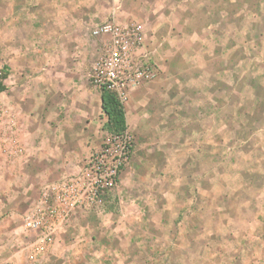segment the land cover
<instances>
[{
	"label": "rangeland",
	"instance_id": "374dc122",
	"mask_svg": "<svg viewBox=\"0 0 264 264\" xmlns=\"http://www.w3.org/2000/svg\"><path fill=\"white\" fill-rule=\"evenodd\" d=\"M110 17L157 72L122 104L131 156L100 208L26 232L111 136L88 77ZM0 84V264H264V0H0Z\"/></svg>",
	"mask_w": 264,
	"mask_h": 264
},
{
	"label": "built area",
	"instance_id": "2783aa9c",
	"mask_svg": "<svg viewBox=\"0 0 264 264\" xmlns=\"http://www.w3.org/2000/svg\"><path fill=\"white\" fill-rule=\"evenodd\" d=\"M90 34L102 43L100 56L88 73L95 89L114 94L124 104L129 92L155 80L157 72L146 47L142 24L121 26L110 17L94 25ZM5 145L16 146L6 136L0 141V154ZM132 150L133 138L127 130L111 135L77 175L41 187L37 201L23 217V229L26 232L52 231L74 210L100 208L117 186L119 173L129 161Z\"/></svg>",
	"mask_w": 264,
	"mask_h": 264
},
{
	"label": "trees",
	"instance_id": "16d2710c",
	"mask_svg": "<svg viewBox=\"0 0 264 264\" xmlns=\"http://www.w3.org/2000/svg\"><path fill=\"white\" fill-rule=\"evenodd\" d=\"M0 91L2 86L0 84ZM101 111L106 118L104 129L111 135H119L127 130V123L123 105L117 100L114 94L100 91Z\"/></svg>",
	"mask_w": 264,
	"mask_h": 264
},
{
	"label": "crops",
	"instance_id": "0c3cea01",
	"mask_svg": "<svg viewBox=\"0 0 264 264\" xmlns=\"http://www.w3.org/2000/svg\"><path fill=\"white\" fill-rule=\"evenodd\" d=\"M133 91V90H132ZM99 103H100V105H101V99H100V96H99ZM100 109H101V106H100ZM125 110V109H124ZM125 117H126V112H125ZM126 123H127V119H126ZM88 139H89V134L87 133L86 134V140L88 141ZM85 140V141H86ZM42 147V146H41ZM83 146L81 145V148H82ZM40 149V148H39ZM86 150H87V148H86ZM82 151H84V152H86L85 151V149L84 150H82ZM41 154H43L42 156H46L47 154H46V152H42V153H40V155ZM46 184H48V183H46ZM223 247V246H222ZM229 253L230 254H232V252H231V249H229L228 250V247H223V249H222V251H220V252H218V248H216V252H215V258H214V264H229L228 263V261H229V259H230V256H229ZM241 260H243V259H241ZM241 264H247V262H241Z\"/></svg>",
	"mask_w": 264,
	"mask_h": 264
}]
</instances>
